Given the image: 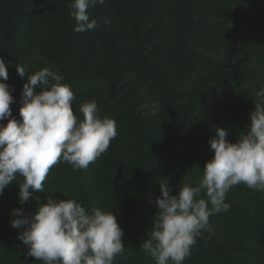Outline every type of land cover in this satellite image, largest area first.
I'll list each match as a JSON object with an SVG mask.
<instances>
[{"label":"trees","instance_id":"trees-1","mask_svg":"<svg viewBox=\"0 0 264 264\" xmlns=\"http://www.w3.org/2000/svg\"><path fill=\"white\" fill-rule=\"evenodd\" d=\"M138 1L105 0L117 8L116 15L109 16L115 27L100 37L98 23L105 19L95 12L99 4L88 9L89 19H95L97 27L77 33L72 22L58 29L44 25L51 23V19L46 21L49 10H64L71 0H0V58L8 70L4 82L14 101L10 104L12 117L22 119L19 108L28 76L49 67L64 76L62 83L73 91L74 115L82 118L80 104L95 101L98 114L116 122L117 137L104 156L120 166L111 168L115 173L110 183L101 187L107 201L98 193L103 204L96 206V189L102 183L101 175L96 178L99 158L87 169L67 175L77 202L86 210L98 207L115 215L123 231L121 241L132 250L118 255L114 264H155L141 244L158 211L155 201L161 196L160 183L167 182L174 194L180 185L194 186L202 176L204 167L200 169L198 164L196 173L176 168L178 141L190 145L193 135H198L204 141L195 140L189 147L207 153L209 140L220 127L228 132L229 142L235 143L247 134L255 93L264 89V0H197V6L184 9L186 23L178 26L181 29L169 13L164 14L166 0H152L158 4L149 2L141 12ZM160 34L167 38L166 47L177 40L179 54L159 49L156 39ZM46 39L50 41L43 43ZM127 48L133 50V57L123 52ZM17 64L27 66L24 77L17 73ZM154 103L158 104L156 115L145 114L142 105ZM6 123V119L0 121ZM127 133L144 139L147 151H154L148 160L128 162L126 149L119 148ZM122 166L133 176L124 179ZM56 171L52 170V176ZM91 178L96 179L93 188ZM43 194L37 192L27 201H34L26 210L31 216ZM225 202L229 210L210 216L212 231L196 238L184 264H264V192L239 184L226 193ZM22 228L9 231L0 227V264H43L14 238Z\"/></svg>","mask_w":264,"mask_h":264},{"label":"clouds","instance_id":"clouds-1","mask_svg":"<svg viewBox=\"0 0 264 264\" xmlns=\"http://www.w3.org/2000/svg\"><path fill=\"white\" fill-rule=\"evenodd\" d=\"M105 0H71L68 7L76 23L73 31L82 33L97 27L89 19L88 9ZM105 25L110 24L105 19ZM27 66L17 64L20 77ZM6 62L0 58V193L18 183L21 204L33 192H44L49 171L59 163L73 170L87 169L117 137L114 119L98 114L95 101L80 104L82 118L74 115L75 99L64 76L49 67L31 72L23 85L22 104L17 120L11 115L13 97L9 92ZM256 103L250 113L247 134L235 143L228 132L216 127L209 140L213 156L205 162L203 174L193 186L184 183L173 194L168 183H160L161 196L155 201L157 213L151 231L141 247L155 264H184L191 255L196 238L212 231L210 216L227 212L226 193L244 184L264 192V89L255 93ZM145 114L156 115L158 104H145ZM13 228L23 231L18 239L28 246L27 254L43 264H114L124 252L123 231L112 211L98 207L86 210L76 199H53L48 196L32 215L20 208L12 210Z\"/></svg>","mask_w":264,"mask_h":264},{"label":"rangeland","instance_id":"rangeland-1","mask_svg":"<svg viewBox=\"0 0 264 264\" xmlns=\"http://www.w3.org/2000/svg\"><path fill=\"white\" fill-rule=\"evenodd\" d=\"M156 1V0H155ZM152 1V0H139L138 3H141L142 8H139V11L141 12L145 5H147L149 2H152L153 5L155 6V4H158L157 2ZM218 1V0H217ZM45 3V2H44ZM136 4V5H137ZM197 0H194L191 2V0H166V4L163 6L164 7V14H168L174 18V25H177V29H181L180 27H183L182 25L186 23V19H184L186 17V12H185V8H189V7H194L195 5L197 6ZM69 4H67V7H65L64 10H60V11H51L49 10V13L47 15L46 21L49 23V19H51V23H55V24H44L45 26H49L51 27V25L53 26V29H58L60 26H62L63 28H65L66 25L65 22H68L67 24L71 23L72 24V28H74L75 26V19L70 15V9L68 7ZM93 10L94 8H96L95 6H92ZM98 9L95 10V12L101 14V17H104V19H109V16H115L116 15V11L117 8L113 7L112 4L109 3H104L103 5H98L97 6ZM137 10V13H140ZM217 11V10H216ZM7 14H11L12 9L9 11H6ZM214 12V11H213ZM51 14H52V18H51ZM136 14V13H135ZM188 15V13H187ZM213 15H215V12L213 13ZM119 17V16H118ZM42 18H40L41 20ZM74 19V20H73ZM179 20V21H178ZM212 21V20H211ZM104 21L103 20H99V27H100V33L99 36L101 37L103 34L105 33H109L110 31H112V27L114 26V23L112 24V26L110 24L105 25L102 24ZM121 22V20H120ZM220 23V22H219ZM208 25V24H205ZM42 26V25H40ZM168 26H170V23H168ZM58 33V32H57ZM167 35V33H166ZM61 38V37H60ZM59 38V39H60ZM168 38H170L171 40H173L169 34H168ZM58 39V40H59ZM166 37L162 36L161 34L160 36L156 39V41L160 44L159 45V49L164 50L166 53L172 55L175 51V54H179V48L177 45V40H173V45L172 46H165L166 43ZM39 40H37L36 43H38ZM49 39H46V41H42L44 42H49ZM47 47V46H46ZM47 49V48H46ZM177 49V50H176ZM124 50V49H123ZM199 50H203V49H199ZM130 52V54L132 53V49H125L123 52ZM208 50L207 52H205V54H208ZM131 56L133 57V55L131 54ZM124 58L127 60L129 57L124 55ZM190 58V56L186 57V60H188ZM109 104V103H107ZM104 108V107H103ZM102 108V109H103ZM101 109V107L99 108ZM123 140V141H122ZM125 140V141H124ZM144 139L138 137L137 135L134 134H129L127 133V136L122 137L119 143V148L121 150L126 149V155L128 154V156H126L128 158V162H132V160L137 163L139 161L145 162V160H148L151 156L153 152H148L146 147L144 146V143L142 142ZM195 140H203V138L198 137V135H193V137L191 138L190 141V145H192L194 143ZM202 141V142H203ZM179 143V148H178V156L177 159L178 161L176 162V168L179 167V170L181 172H187L186 170H193L194 173H196V168L197 166L195 164L200 165V169L202 167L205 166V162L210 160L213 156V150H209V152L207 153H203L202 151H195V148H191L189 147L190 145H187L185 143V141H178ZM185 143V145H183ZM189 147V148H188ZM169 148H171V146H169ZM177 149V148H176ZM106 153V152H105ZM104 153V154H105ZM131 153V154H130ZM186 153V154H184ZM104 154H102L99 157V161H98V167H97V172H96V178L100 177L101 175V179H102V183L101 185L96 189V206L98 204H103L101 202L100 199L97 198L98 193H102L105 195V202L107 201V194L105 190H102L101 187L104 186V184H109L110 183V176L113 175L115 173L114 170H112L111 168H116L120 166V163L117 164H113V162L107 160L104 156ZM135 157V159H134ZM142 157V158H141ZM126 158V159H127ZM125 159V160H126ZM124 160V161H125ZM116 163V161L114 162ZM154 164V163H151ZM162 166V165H160ZM58 169L55 172V175L52 176V170ZM75 170H73V168L68 164V166H61L60 163L55 165L48 173L47 178L44 181V194H43V199L40 203H46V199L48 196H51L53 199H57V200H61V199H76L77 197L75 196L74 192H75V187L73 188V186L71 184L68 183V173L73 172ZM58 173V175H57ZM122 176L124 177V179H129L130 177L133 176L132 171L127 170L125 166H122V172H121ZM203 174V170L200 172L199 176ZM76 176V174H75ZM93 178H94V173L92 174ZM93 178H91L90 180V185L91 188H93L94 186H96V179L93 180ZM100 179V180H101ZM174 179V178H173ZM22 180V177L17 176V180L14 181L12 184H10L9 186H7L2 193H0V227L3 228L5 227L7 230L12 231V230H17L19 231L20 229L17 228H13L11 226L10 221L12 219H14L15 217L12 214V210L16 209V208H20L22 209L23 213L25 215L31 216V214L29 212H27V208L29 207L30 204H33L34 201L28 203L27 201L24 202L23 204L20 205V201H19V197H18V192H19V185L16 182H19ZM198 181V180H197ZM49 182H53V185L48 186ZM39 192V191H37ZM34 192L33 194L37 193ZM32 194V195H33ZM32 197V196H31ZM30 197V198H31ZM109 204H107L108 206ZM25 207V208H23ZM157 210V209H156ZM29 213V214H28ZM34 214V213H33ZM153 225V223L151 224ZM23 230V228H22ZM21 230V231H22ZM1 231V230H0ZM14 238L16 239V241L19 243L20 240L18 239V236H14ZM124 245V251H130L131 249H128L127 246L125 244ZM137 259L140 261V258L137 257Z\"/></svg>","mask_w":264,"mask_h":264}]
</instances>
